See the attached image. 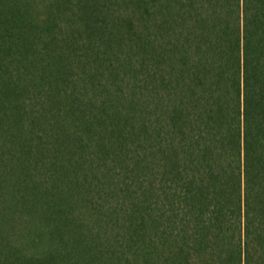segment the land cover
<instances>
[{"label":"trees","instance_id":"16d2710c","mask_svg":"<svg viewBox=\"0 0 264 264\" xmlns=\"http://www.w3.org/2000/svg\"><path fill=\"white\" fill-rule=\"evenodd\" d=\"M0 264H264V0H0Z\"/></svg>","mask_w":264,"mask_h":264}]
</instances>
